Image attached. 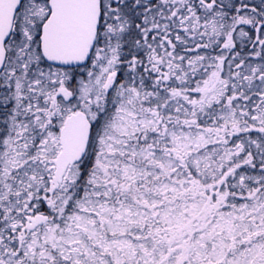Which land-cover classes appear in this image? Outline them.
I'll return each mask as SVG.
<instances>
[{
	"label": "snow or ice",
	"instance_id": "snow-or-ice-1",
	"mask_svg": "<svg viewBox=\"0 0 264 264\" xmlns=\"http://www.w3.org/2000/svg\"><path fill=\"white\" fill-rule=\"evenodd\" d=\"M0 264H264V0H0Z\"/></svg>",
	"mask_w": 264,
	"mask_h": 264
},
{
	"label": "flooded vegetation",
	"instance_id": "flooded-vegetation-1",
	"mask_svg": "<svg viewBox=\"0 0 264 264\" xmlns=\"http://www.w3.org/2000/svg\"><path fill=\"white\" fill-rule=\"evenodd\" d=\"M260 3V0H252L253 5H258Z\"/></svg>",
	"mask_w": 264,
	"mask_h": 264
},
{
	"label": "rangeland",
	"instance_id": "rangeland-1",
	"mask_svg": "<svg viewBox=\"0 0 264 264\" xmlns=\"http://www.w3.org/2000/svg\"><path fill=\"white\" fill-rule=\"evenodd\" d=\"M249 2L252 4V0H249Z\"/></svg>",
	"mask_w": 264,
	"mask_h": 264
}]
</instances>
